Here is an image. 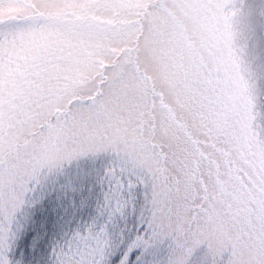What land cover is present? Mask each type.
Returning <instances> with one entry per match:
<instances>
[{
	"label": "snow or ice",
	"instance_id": "1",
	"mask_svg": "<svg viewBox=\"0 0 264 264\" xmlns=\"http://www.w3.org/2000/svg\"><path fill=\"white\" fill-rule=\"evenodd\" d=\"M0 264H264V0H0Z\"/></svg>",
	"mask_w": 264,
	"mask_h": 264
}]
</instances>
